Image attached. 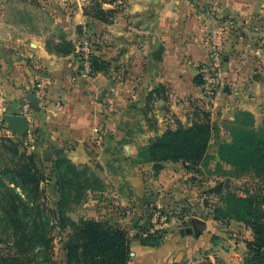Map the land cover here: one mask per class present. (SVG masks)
<instances>
[{"label": "rangeland", "instance_id": "374dc122", "mask_svg": "<svg viewBox=\"0 0 264 264\" xmlns=\"http://www.w3.org/2000/svg\"><path fill=\"white\" fill-rule=\"evenodd\" d=\"M93 1L0 0L1 37L29 38L43 32L39 36L46 41L62 30L75 44L79 64L80 50L86 47L108 63L106 70L86 76L100 74V83H106V91L94 98L107 105L103 128L93 130L84 142L46 139L27 131L22 135L26 141L14 142L20 152L25 149L34 156L37 171L46 178L40 184L44 202L61 209L65 222L54 221L46 250L49 261L42 262L44 250L37 245L27 260L15 245L14 224L5 223L8 216L1 203L0 264H66L71 224L80 220L104 221L127 232L131 241L152 236L159 244L212 231L217 248L196 250L169 264L189 258H202L203 264H239L249 254L251 227L216 217L213 209H225L221 198L232 193L238 198L261 196L264 211V177L238 171L235 177L217 150L234 128L249 123L240 111L250 112L256 126L264 121V0H95L114 11L112 23L103 24L116 32L94 31V24L101 22L88 17V23L73 27L74 14L92 12ZM199 75L201 85L194 82ZM172 79H180L181 95L166 82ZM34 85L30 90L36 92ZM43 93L42 109L47 107ZM204 113L216 128L206 164L188 168L184 161L162 162L155 172L143 149L167 130L201 122ZM11 145V138L0 136V192L10 188L23 197L21 185L3 174L17 159ZM75 153L86 154V159L73 160ZM58 176L66 177L62 186L56 183Z\"/></svg>", "mask_w": 264, "mask_h": 264}, {"label": "trees", "instance_id": "16d2710c", "mask_svg": "<svg viewBox=\"0 0 264 264\" xmlns=\"http://www.w3.org/2000/svg\"><path fill=\"white\" fill-rule=\"evenodd\" d=\"M91 11L85 10L84 16L106 24L114 20V11L104 9L95 0ZM45 47L48 52L57 56H67L75 52V44L62 30L58 31L56 37L52 34V37L45 41ZM89 63L91 75L108 67L106 61L93 53H90ZM79 69L82 71L81 64ZM194 82L201 85L202 76H197ZM239 113L250 121L238 125L233 129L230 140H223L218 144V158L234 169L235 177H238V172L241 175L252 172L257 177H264V121L260 126H256L250 112ZM203 116L201 122L165 131L152 139L143 149L145 161L154 163L155 172L161 168L162 162L184 161L188 168H198L206 164L208 148L216 128L210 124L208 114L204 113ZM12 142V151L17 155V159L13 167L5 170L3 174L8 176L12 183L21 185L23 197L10 188L0 192V204L2 203L3 212L8 216L5 223L14 224L13 240L16 246L23 249L24 258L30 260L37 245L44 250L42 262L49 261L46 250L52 241L50 235L52 228L55 227L54 221L57 219L64 225L65 218L61 209H52L45 204V193L40 184L46 178L37 171L34 156L28 154L25 149L20 152L19 145L23 141L16 142L19 143L18 147L14 141ZM57 179L58 185L67 181L63 176H58ZM255 197L238 198L232 193H227L225 198H221L226 204L225 209L219 206L213 209L216 217L220 215L231 217L251 227L252 240L246 243L249 254L239 264H264V211L259 207L263 198ZM20 209L23 213L19 212ZM71 225L72 233L65 243L66 264L129 263L131 238L124 230L110 226L107 222L95 220H80ZM149 237L152 236H137L136 239L144 246L160 245L158 240ZM13 261L17 263L18 258L14 257Z\"/></svg>", "mask_w": 264, "mask_h": 264}, {"label": "crops", "instance_id": "0c3cea01", "mask_svg": "<svg viewBox=\"0 0 264 264\" xmlns=\"http://www.w3.org/2000/svg\"><path fill=\"white\" fill-rule=\"evenodd\" d=\"M73 21L72 26L76 27L85 25L89 20L82 11H78L74 14ZM109 27L111 26L96 22L93 29L108 30ZM115 29L109 30L116 32ZM35 34H38L37 37L29 38L0 36V136L9 137L14 142L26 141L25 136L18 135L17 131L9 127L3 116H24L22 107L28 102L27 95L32 93L38 100L36 92L30 90L34 83L33 87L41 86L44 89L47 107L34 110L30 106L31 111L26 116V131L32 136L46 139L50 137L69 142H84L93 130L103 128L108 123L107 105H103L101 98L94 99L106 91V83H100V74L86 78L79 69L75 53L57 56L48 52L45 41L39 36L44 33ZM166 82L174 84L176 92L181 95L182 91L178 88L180 79ZM72 158L86 159V154L75 153ZM215 234L212 231L209 234L203 231L193 238L188 235L181 239L170 238L171 243L164 240L156 247L144 246L137 240H132L129 264H169L196 250L215 249L217 242L211 238Z\"/></svg>", "mask_w": 264, "mask_h": 264}, {"label": "built area", "instance_id": "2783aa9c", "mask_svg": "<svg viewBox=\"0 0 264 264\" xmlns=\"http://www.w3.org/2000/svg\"><path fill=\"white\" fill-rule=\"evenodd\" d=\"M81 53V57H80V61L82 62V73L87 76L90 74V63H89V56H90V52L89 49L86 48H81L80 50ZM43 88L41 86H37V91H36V96H37V101H38V106L41 107L43 106V104L46 102L44 95V91L42 90ZM23 115L26 117L30 111V104L29 102H26L23 107ZM204 263V259L202 258H197L196 260H191V258L187 259L183 264H203Z\"/></svg>", "mask_w": 264, "mask_h": 264}, {"label": "water", "instance_id": "95a60500", "mask_svg": "<svg viewBox=\"0 0 264 264\" xmlns=\"http://www.w3.org/2000/svg\"><path fill=\"white\" fill-rule=\"evenodd\" d=\"M28 102L30 106L34 110H39V106L36 100V97L34 94L30 93L27 95ZM3 120L8 122L9 127L12 128L13 131H17L18 135H24V133L27 130V121L25 116H20V115H6L3 116ZM230 124H224V128L228 129ZM196 227L194 226V230Z\"/></svg>", "mask_w": 264, "mask_h": 264}]
</instances>
